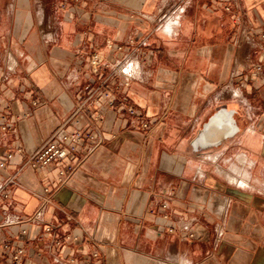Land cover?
Listing matches in <instances>:
<instances>
[{"label": "crops", "instance_id": "1", "mask_svg": "<svg viewBox=\"0 0 264 264\" xmlns=\"http://www.w3.org/2000/svg\"><path fill=\"white\" fill-rule=\"evenodd\" d=\"M94 54L114 106L67 124L100 140L61 183L26 162ZM2 115L0 264H264V0H0Z\"/></svg>", "mask_w": 264, "mask_h": 264}, {"label": "built area", "instance_id": "2", "mask_svg": "<svg viewBox=\"0 0 264 264\" xmlns=\"http://www.w3.org/2000/svg\"><path fill=\"white\" fill-rule=\"evenodd\" d=\"M79 1V0H74ZM120 50V48L118 49ZM89 75L86 77L85 86L76 95V104L71 110L69 116L60 124L50 135L43 141L39 146H37L28 156L26 165L35 169H44L52 164H60L62 167L58 171V177L61 183L69 178L75 171L79 163L70 164L67 163L72 159L75 152V145L83 140L92 141L94 143L99 142V133L96 129L84 130L79 126H73L71 130H67V124L71 121L73 116L78 113L87 111L89 112L91 108L97 109L101 107L103 102H107L109 107L114 106V101L110 97V88L107 85V79H104L103 70L107 69L108 64L104 63L102 58L97 54L90 56L88 60ZM116 70L110 75V78H114L117 75L122 76L123 85L127 86L130 80L133 79L134 64L126 58H122L116 64ZM104 79V80H103ZM10 111V108H6ZM101 117V116H98ZM1 120H5V116L2 115ZM2 130H9L11 127L9 125H4ZM13 153L7 152L5 154L6 159L12 158ZM4 167V163H0V168ZM14 183L13 178L5 180V185L0 186V197L7 198L9 191L6 186ZM47 191V190H45ZM52 228L48 226L45 231L50 232ZM173 229H169L172 232ZM189 238L193 237V234L188 235ZM72 240L76 241L77 237L64 236L62 240L60 238L55 239V244L60 246L63 241ZM7 248V245H5ZM24 255V249L22 247L16 248L12 254V260L15 264H20L21 257ZM97 257V254H93ZM71 264L74 263V259H70ZM57 263H60L57 260ZM88 264V263H85Z\"/></svg>", "mask_w": 264, "mask_h": 264}, {"label": "bare ground", "instance_id": "3", "mask_svg": "<svg viewBox=\"0 0 264 264\" xmlns=\"http://www.w3.org/2000/svg\"><path fill=\"white\" fill-rule=\"evenodd\" d=\"M133 72H134V70H133ZM224 116H226L229 120H230V114L229 113H227L226 115H224V114H222V113H219L218 115H216L215 116V119L217 120V119H219V118H223ZM214 119V120H215ZM230 177V176H229Z\"/></svg>", "mask_w": 264, "mask_h": 264}]
</instances>
